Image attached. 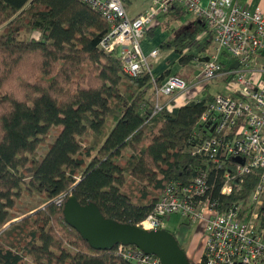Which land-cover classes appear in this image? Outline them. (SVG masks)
I'll return each instance as SVG.
<instances>
[{
  "label": "trees",
  "instance_id": "1",
  "mask_svg": "<svg viewBox=\"0 0 264 264\" xmlns=\"http://www.w3.org/2000/svg\"><path fill=\"white\" fill-rule=\"evenodd\" d=\"M109 27L78 0H0V264H134L117 245L90 247L58 202L74 195L106 218L140 225L168 182L198 174L203 155L192 153L190 136L214 96L154 113L161 79L131 76L102 50ZM201 29L162 48L181 53ZM211 181L223 207L245 199L257 179L246 175L236 196L219 194L218 176ZM36 193L44 201L15 219L18 198Z\"/></svg>",
  "mask_w": 264,
  "mask_h": 264
},
{
  "label": "built area",
  "instance_id": "2",
  "mask_svg": "<svg viewBox=\"0 0 264 264\" xmlns=\"http://www.w3.org/2000/svg\"><path fill=\"white\" fill-rule=\"evenodd\" d=\"M78 1L96 10L110 26L99 43L100 48L115 52L123 62V70L131 76L147 71L154 84L156 78L141 52L150 23L174 2L204 18L212 35L214 53L208 60L198 56L191 59V81L169 75L155 86L154 113L169 104L161 102L160 94L170 97L215 78L221 70L218 55L222 50L238 59L242 67L232 73L234 84L226 92L214 95L190 136L197 142L192 153L203 155L198 174L184 184L177 180L168 182L140 224L145 229L163 228L165 221L175 214L181 218L178 228L181 224L187 228L202 226L204 232L195 234L201 236L198 262L204 264H258L264 260V230L258 226L264 202V80L252 85V77L244 73V67L262 46L264 15L259 10L244 8L235 0H211L207 8L200 7L198 0H151V5L135 17L129 15L123 0ZM235 89L241 92V99L230 97ZM212 123L215 130L210 129ZM246 175L257 179L249 195L220 207L211 178L218 176L221 180V196H236L242 192ZM116 249L123 259L134 264H161L155 255L135 246Z\"/></svg>",
  "mask_w": 264,
  "mask_h": 264
},
{
  "label": "crops",
  "instance_id": "3",
  "mask_svg": "<svg viewBox=\"0 0 264 264\" xmlns=\"http://www.w3.org/2000/svg\"><path fill=\"white\" fill-rule=\"evenodd\" d=\"M211 0H198L200 7L207 8ZM241 4L244 8L250 10H259L264 15V0H235ZM151 0H123L127 12L130 16L135 17L145 11L148 6L151 5ZM204 28H203V27ZM203 28V29H201ZM201 29L197 32L193 44L184 48L181 53L175 51V49H165L162 45L172 38H176L183 32H193ZM142 50L145 55L155 48L159 49L158 56L156 58L148 57L151 65V73L157 78H160V83L169 75H175L186 81H191L193 77V69L191 65V59L194 56H198L202 60H208L214 53V42L212 40L211 32L208 31L206 22L201 15L194 13L185 5L174 2L168 6V9L159 13L152 23L147 27L144 39L141 42ZM187 56L186 62H181L180 58ZM218 60L221 64V70L219 74L210 81L201 83L202 89L198 90L201 95H193L192 99L186 92H176L173 96H165L161 101L162 103H169L168 106H180L192 100L201 99L206 94L214 96L217 93L226 92L234 84L232 73L241 68L238 59L231 56L226 51L222 50L218 55ZM264 40L262 46L259 47L256 54L253 56V60L244 67V73L248 77H252L256 82L264 79ZM185 67H189L191 74L180 76L179 74L184 71ZM253 72H256L255 76H251ZM223 84L221 90H213L211 84ZM217 84V85H219ZM211 89V92H210ZM207 91V92H203ZM197 92V91H196ZM187 227L180 226L177 229L176 235L178 237L185 238ZM191 244V245H190ZM187 247L186 254L197 263L200 260V252L202 248L201 236L197 233L191 238V242Z\"/></svg>",
  "mask_w": 264,
  "mask_h": 264
},
{
  "label": "water",
  "instance_id": "4",
  "mask_svg": "<svg viewBox=\"0 0 264 264\" xmlns=\"http://www.w3.org/2000/svg\"><path fill=\"white\" fill-rule=\"evenodd\" d=\"M67 224L96 250H111L117 244L135 246L155 255L161 264H196L191 261L175 234L166 229H144L131 223L106 218L94 202L81 204L74 195L62 204Z\"/></svg>",
  "mask_w": 264,
  "mask_h": 264
},
{
  "label": "rangeland",
  "instance_id": "5",
  "mask_svg": "<svg viewBox=\"0 0 264 264\" xmlns=\"http://www.w3.org/2000/svg\"><path fill=\"white\" fill-rule=\"evenodd\" d=\"M37 37V34L33 35ZM151 67V65H150ZM191 74V70L189 69V67H185L184 71L181 72L179 75L180 76H185L187 74ZM219 83H214L211 85L213 86V90H221L223 88V84H219ZM196 89H202V85H194L192 87H190L186 92L187 95L190 96V98L188 99H192L193 95H201V93H198V90ZM197 91V92H196ZM211 92V89H210ZM165 96H163L162 94L159 95V99L162 101L164 99ZM40 201H44V198L39 196V194H34V196L31 195H27V194H23L21 195V197L18 198V201L15 203V206L13 209L10 210L11 214L13 217H15V219H18L20 216H22L24 213H26L29 210H32L33 208H36L39 206ZM14 219V220H15ZM181 222V218L175 214L171 215L169 217V219L167 221H165V229L169 230L170 232L176 231L178 228V224ZM180 226L184 227V224H181ZM196 232H204L203 227H198L197 225H189V227L186 229V233H185V238H183L182 236L179 237V244L182 245L185 249V251L187 250L188 245L191 242V238L195 235ZM178 233V232H177ZM191 245V244H190ZM191 261L194 262V255H193V259H191L190 257H188Z\"/></svg>",
  "mask_w": 264,
  "mask_h": 264
},
{
  "label": "bare ground",
  "instance_id": "6",
  "mask_svg": "<svg viewBox=\"0 0 264 264\" xmlns=\"http://www.w3.org/2000/svg\"><path fill=\"white\" fill-rule=\"evenodd\" d=\"M153 51H155V54H151ZM141 52H142V54L144 55V57H145V59H146V63H147V65H148V67H149V69L151 70V67H150V63H149V60H148V57H150V58H156L157 56H158V53H159V49L158 48H155V49H152L149 53H148V55H145L144 54V52H143V50H142V46H141ZM212 80V79H211ZM264 79H262L261 81H263ZM260 82V81H259ZM259 82H256L255 80H253V81H251V84L252 85H256L257 83H259ZM230 97L231 98H234V99H241L242 98V95H241V92L238 90V89H235L234 91H232L231 93H230ZM204 114V112L202 113V115ZM202 115H201V117H202ZM201 117H200V119H199V121L197 122V123H199L200 124V122H201ZM211 130H215L216 129V126H215V124L214 123H212V125H211V128H210ZM70 196V195H69ZM68 196V197H69ZM161 196V195H160ZM160 198V197H159ZM159 200V199H158ZM157 200V201H158ZM61 202V201H60ZM143 221V220H142ZM138 226H140V227H142V228H144L141 224L140 225H138ZM145 229V228H144ZM159 229H165V227H163V228H159ZM147 230H150V229H147ZM117 246H125V245H122V244H117ZM130 246V245H129ZM137 248V247H136ZM138 250H140V251H142L141 249H139V248H137ZM143 252V251H142ZM259 264V263H258Z\"/></svg>",
  "mask_w": 264,
  "mask_h": 264
},
{
  "label": "flooded vegetation",
  "instance_id": "7",
  "mask_svg": "<svg viewBox=\"0 0 264 264\" xmlns=\"http://www.w3.org/2000/svg\"><path fill=\"white\" fill-rule=\"evenodd\" d=\"M176 238L178 239L177 235L175 234ZM179 241V240H178Z\"/></svg>",
  "mask_w": 264,
  "mask_h": 264
}]
</instances>
